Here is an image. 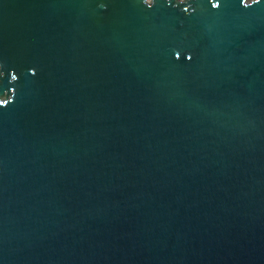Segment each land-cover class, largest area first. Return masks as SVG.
<instances>
[{
	"label": "water",
	"instance_id": "obj_1",
	"mask_svg": "<svg viewBox=\"0 0 264 264\" xmlns=\"http://www.w3.org/2000/svg\"><path fill=\"white\" fill-rule=\"evenodd\" d=\"M0 264H264V0H0Z\"/></svg>",
	"mask_w": 264,
	"mask_h": 264
}]
</instances>
